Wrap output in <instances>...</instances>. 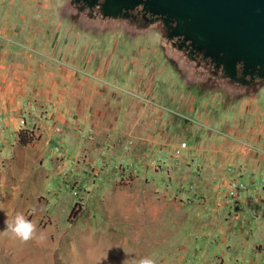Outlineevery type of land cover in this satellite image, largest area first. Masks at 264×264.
<instances>
[{
  "label": "rangeland",
  "instance_id": "rangeland-1",
  "mask_svg": "<svg viewBox=\"0 0 264 264\" xmlns=\"http://www.w3.org/2000/svg\"><path fill=\"white\" fill-rule=\"evenodd\" d=\"M0 9L12 10L14 39L42 59L43 68L60 61L101 80L102 66L113 57L130 82L122 92L140 97L133 80L154 76L143 84L151 92L140 99L173 115L172 143L151 146L132 130L106 143L99 138L112 132L96 138L93 127L71 125L67 89L60 100L64 125H39L58 111L48 103L26 108L7 137L0 134V230L6 218L22 213L46 238L22 242L0 231V264H138L141 258L155 264H264V222L254 220V205L239 213L229 185L209 189L212 175L199 168L191 150L211 140L204 134L212 130L197 120L211 124L216 109L254 94L264 80L236 89L201 75L194 61L179 59L166 43L164 26L134 29L123 17L80 10L72 0H2ZM139 60L141 66L135 65ZM117 70L115 62L106 77L127 81ZM21 130L32 136L29 143L19 142Z\"/></svg>",
  "mask_w": 264,
  "mask_h": 264
},
{
  "label": "crops",
  "instance_id": "crops-1",
  "mask_svg": "<svg viewBox=\"0 0 264 264\" xmlns=\"http://www.w3.org/2000/svg\"><path fill=\"white\" fill-rule=\"evenodd\" d=\"M12 19V10L0 9V134L7 137V130L19 124L20 115L26 108L43 103L54 106L58 111H53L47 123L39 125H64L60 123L65 115L60 109V100L62 92L66 93L67 89L64 104L71 125L93 127L96 138L102 131L112 132L107 137L103 132L99 139L117 143L123 134L120 132L127 129L134 132L139 142H147L151 146L172 143L173 135L169 132L173 122L172 110L159 109L140 99L147 91L151 92L143 84L154 76L143 74L133 80L132 88L142 94L138 97L120 90L123 86L129 87L130 82L121 60L114 61L113 57L107 58L102 66L104 77L101 80L62 67L60 61L54 62L52 69L43 68L44 61L30 54L23 42L14 39L17 31ZM139 61H135V65H140ZM115 62L120 67L117 71L124 73L127 81L122 83L106 77ZM214 115L211 124L200 119L196 121L212 130L210 134H204L211 140H203L196 145L188 137V141L196 145L191 150L196 151L200 158L199 168H204L215 178L206 181V185L218 191L228 188L234 179L242 182L245 190L236 199L238 212L242 213L245 207L254 205L253 212L258 214L254 220L263 223L264 87L254 94L237 97L232 105L216 109ZM114 131L117 133L113 134ZM94 142L92 140L93 146L96 145Z\"/></svg>",
  "mask_w": 264,
  "mask_h": 264
},
{
  "label": "water",
  "instance_id": "water-1",
  "mask_svg": "<svg viewBox=\"0 0 264 264\" xmlns=\"http://www.w3.org/2000/svg\"><path fill=\"white\" fill-rule=\"evenodd\" d=\"M77 1L84 3L80 10L99 8L113 18L143 6L163 17L169 39L181 38L182 46L211 58L232 82L264 80V0Z\"/></svg>",
  "mask_w": 264,
  "mask_h": 264
},
{
  "label": "flooded vegetation",
  "instance_id": "flooded-vegetation-1",
  "mask_svg": "<svg viewBox=\"0 0 264 264\" xmlns=\"http://www.w3.org/2000/svg\"><path fill=\"white\" fill-rule=\"evenodd\" d=\"M79 4V8L84 5L82 1L72 0V4ZM87 7H84V9ZM83 9V10H84ZM95 10V9H93ZM130 21L132 24V27L134 29H147L152 24H160L166 28V43L170 44V46L174 47L177 52L179 59L182 60V57L184 58H190L192 61L196 63V68L202 70L199 71V74H204V72H207L209 74H212L215 78H217L220 81H227L230 85L234 86L236 89L238 88H244L251 85H259L263 80L256 77L254 80H252L248 84H244L241 82H232L230 77H228L225 74V71L223 70L222 66H217L216 62H213L211 58L205 57L202 52H192L190 48H187L185 45H181L182 39L181 38H175L174 40L169 39L167 37L168 31L167 27L165 25L164 19L162 16L153 15L149 12H147L143 6H138L134 10H132L128 16H120ZM241 72L239 71V76H241ZM250 78V76H248Z\"/></svg>",
  "mask_w": 264,
  "mask_h": 264
},
{
  "label": "clouds",
  "instance_id": "clouds-1",
  "mask_svg": "<svg viewBox=\"0 0 264 264\" xmlns=\"http://www.w3.org/2000/svg\"><path fill=\"white\" fill-rule=\"evenodd\" d=\"M4 224L5 228L0 231H10L22 242L34 239L37 243H42L46 238L43 233L36 235V225L22 213H17L11 221L6 218ZM138 264H155V262L151 258H141Z\"/></svg>",
  "mask_w": 264,
  "mask_h": 264
},
{
  "label": "built area",
  "instance_id": "built-area-1",
  "mask_svg": "<svg viewBox=\"0 0 264 264\" xmlns=\"http://www.w3.org/2000/svg\"><path fill=\"white\" fill-rule=\"evenodd\" d=\"M229 186L231 196L237 199L239 197L240 191H242L244 187V184L234 179L230 181ZM236 203H238L237 200Z\"/></svg>",
  "mask_w": 264,
  "mask_h": 264
},
{
  "label": "trees",
  "instance_id": "trees-1",
  "mask_svg": "<svg viewBox=\"0 0 264 264\" xmlns=\"http://www.w3.org/2000/svg\"><path fill=\"white\" fill-rule=\"evenodd\" d=\"M24 132H25L24 130H21L20 131V140H19V142L21 144H27V143H29L32 140V136L31 135H28L26 137H23V133Z\"/></svg>",
  "mask_w": 264,
  "mask_h": 264
}]
</instances>
